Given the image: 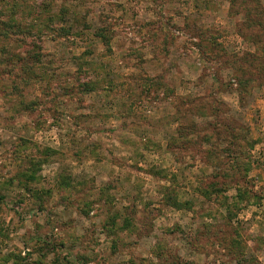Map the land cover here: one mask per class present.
<instances>
[{"label":"rangeland","instance_id":"rangeland-1","mask_svg":"<svg viewBox=\"0 0 264 264\" xmlns=\"http://www.w3.org/2000/svg\"><path fill=\"white\" fill-rule=\"evenodd\" d=\"M0 264H264V0H0Z\"/></svg>","mask_w":264,"mask_h":264}]
</instances>
